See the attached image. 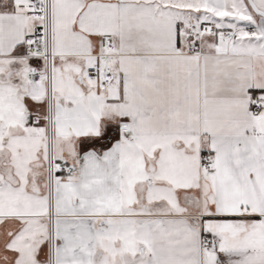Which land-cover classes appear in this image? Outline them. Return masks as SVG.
<instances>
[{"label": "snow or ice", "instance_id": "1", "mask_svg": "<svg viewBox=\"0 0 264 264\" xmlns=\"http://www.w3.org/2000/svg\"><path fill=\"white\" fill-rule=\"evenodd\" d=\"M0 264H264V0H0Z\"/></svg>", "mask_w": 264, "mask_h": 264}]
</instances>
